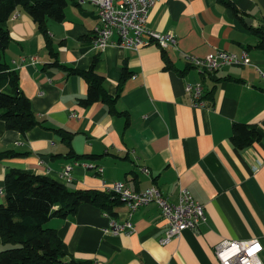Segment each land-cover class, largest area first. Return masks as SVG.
Wrapping results in <instances>:
<instances>
[{
	"label": "crops",
	"instance_id": "obj_1",
	"mask_svg": "<svg viewBox=\"0 0 264 264\" xmlns=\"http://www.w3.org/2000/svg\"><path fill=\"white\" fill-rule=\"evenodd\" d=\"M229 1L249 15L239 19L217 0H157L147 26L174 35L176 46L149 41L137 50L120 47L116 35L103 49L92 48L99 21L96 7L88 2L67 0L62 20L47 19L51 50L61 65L86 70L96 57L94 71L104 77L112 96L123 68L128 71L115 112L100 101L79 104L87 91L84 78L45 67L53 58L25 11L17 8L8 19L10 40L1 61L16 75L18 89L30 99L41 123L21 134L0 121V152H13L0 158V188L7 171L21 169L46 175L70 190L103 191L116 181L133 191L154 185L170 202L184 187L204 207L205 222L160 245L166 221L155 204L142 205L131 215L123 201L113 214L81 204L75 214L46 222L75 259L94 264H219L214 256L219 241L256 238L264 264V81L257 72L264 70V46L250 29L263 23L264 0ZM216 49L239 57L245 52L249 64L208 73L184 59ZM199 82L207 96L205 105L196 108L184 86ZM6 88L7 82L0 81V89ZM236 122L254 126L259 139L238 149L230 140ZM57 128L70 136L64 138ZM74 161L91 162L102 171L75 165L72 180L66 181L61 171ZM4 201L0 193V204ZM111 219L131 221L132 231L103 233ZM7 246L0 237V250Z\"/></svg>",
	"mask_w": 264,
	"mask_h": 264
},
{
	"label": "trees",
	"instance_id": "obj_2",
	"mask_svg": "<svg viewBox=\"0 0 264 264\" xmlns=\"http://www.w3.org/2000/svg\"><path fill=\"white\" fill-rule=\"evenodd\" d=\"M217 1L230 8L239 19L249 15L238 10L229 0ZM66 4L67 0H0V81L5 80L8 87L0 89V121L7 129L25 134L41 123L32 110L30 99L18 89L16 75L1 61L10 40L7 21L17 8L30 16L45 38L48 53L53 58L45 67L64 69L68 74L79 75L86 81V94L78 98V103L86 106L100 101L107 105L110 112H115L114 104L121 83L128 75L125 68L117 83L118 92L112 96L104 88V77L94 71L96 57L86 70H78L61 65L51 50L46 21L49 18L62 20ZM250 29L260 38V45L264 46V17L261 26ZM165 62L169 67L166 57ZM206 96L203 90L202 98ZM55 130L64 138L71 134L63 128ZM259 137L260 132L252 125L232 124L230 140L238 149L251 145ZM12 155L10 151L0 152V158ZM3 194L5 201L0 204V237L2 243L8 246L0 250V264H94L90 259H75L58 237L56 229L47 227L46 222L53 216L65 218L75 214L81 204H91L113 214V207L122 202L108 191L88 188L70 190L53 178L21 169H10L5 173Z\"/></svg>",
	"mask_w": 264,
	"mask_h": 264
},
{
	"label": "built area",
	"instance_id": "obj_3",
	"mask_svg": "<svg viewBox=\"0 0 264 264\" xmlns=\"http://www.w3.org/2000/svg\"><path fill=\"white\" fill-rule=\"evenodd\" d=\"M79 3L88 2L97 9L98 25L94 28L95 35L91 41L94 49H103L109 42L115 41L122 48L137 50L149 41L156 42L159 46H176L177 39L171 33L162 34L147 26V16L150 8L157 0H77ZM185 61L201 72H214L226 65H246L249 59L245 52L237 56L234 53L216 49L204 56L186 54ZM25 60V59H23ZM259 77L264 81V70L257 69ZM184 91L189 97L193 107H203L205 101L202 98L203 85L199 83H186ZM75 165L85 169H93L101 172L102 167L91 162L74 161L66 164L61 177L66 181L72 180V169ZM143 173L148 174V169L142 168ZM104 191L114 193L120 200L126 202L129 207L128 215H131L138 207L155 204L166 221L164 235L158 239L160 245H166L172 239L177 238L186 229H194L205 222L204 207L184 187H180L175 202L168 198L154 185L145 189L133 191L123 182L116 181L106 186ZM3 193V188H0ZM133 229V223L129 220L123 222L111 219L103 233L112 235L129 234ZM262 245L256 238L236 240L225 239L214 246V256L219 264H262L260 252Z\"/></svg>",
	"mask_w": 264,
	"mask_h": 264
},
{
	"label": "water",
	"instance_id": "obj_4",
	"mask_svg": "<svg viewBox=\"0 0 264 264\" xmlns=\"http://www.w3.org/2000/svg\"><path fill=\"white\" fill-rule=\"evenodd\" d=\"M245 22H247V23H248V22H251V19L246 18V19H245ZM0 49H1V45H0Z\"/></svg>",
	"mask_w": 264,
	"mask_h": 264
}]
</instances>
